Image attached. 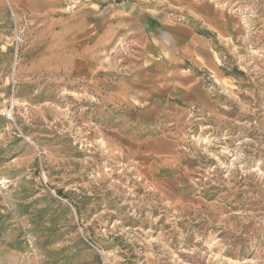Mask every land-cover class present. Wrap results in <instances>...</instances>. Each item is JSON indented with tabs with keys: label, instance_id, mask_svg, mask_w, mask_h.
<instances>
[{
	"label": "rangeland",
	"instance_id": "1",
	"mask_svg": "<svg viewBox=\"0 0 264 264\" xmlns=\"http://www.w3.org/2000/svg\"><path fill=\"white\" fill-rule=\"evenodd\" d=\"M157 1L202 8L223 59L183 135L45 71V21L0 0V264H264V0Z\"/></svg>",
	"mask_w": 264,
	"mask_h": 264
},
{
	"label": "crops",
	"instance_id": "2",
	"mask_svg": "<svg viewBox=\"0 0 264 264\" xmlns=\"http://www.w3.org/2000/svg\"><path fill=\"white\" fill-rule=\"evenodd\" d=\"M11 2L26 13L36 10L37 20L45 21L28 48L34 56L45 46L38 57L41 68L100 90L107 106L127 107L123 121L147 125L137 135H183L175 124L186 108L201 113L218 109L213 93L223 87L226 75L217 29L202 8L173 10L157 0L74 8L63 0ZM179 12L188 19L178 18ZM152 144L158 150L170 145L164 139Z\"/></svg>",
	"mask_w": 264,
	"mask_h": 264
},
{
	"label": "built area",
	"instance_id": "3",
	"mask_svg": "<svg viewBox=\"0 0 264 264\" xmlns=\"http://www.w3.org/2000/svg\"><path fill=\"white\" fill-rule=\"evenodd\" d=\"M63 1H65L66 3H67V5L70 7V8H74V7H76V6H78V5H80V4H82V3H86V2H103V3H105V2H110V3H112V2H116V1H118V0H63ZM17 52L15 53V59L17 58Z\"/></svg>",
	"mask_w": 264,
	"mask_h": 264
}]
</instances>
